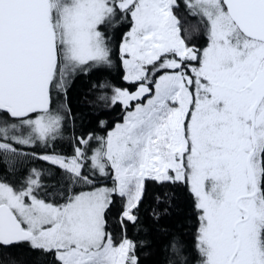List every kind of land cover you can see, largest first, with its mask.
Segmentation results:
<instances>
[{
  "label": "snow or ice",
  "instance_id": "6c2138e0",
  "mask_svg": "<svg viewBox=\"0 0 264 264\" xmlns=\"http://www.w3.org/2000/svg\"><path fill=\"white\" fill-rule=\"evenodd\" d=\"M78 78L106 135L76 132ZM149 182L194 222L158 264H264V0H0V264H145Z\"/></svg>",
  "mask_w": 264,
  "mask_h": 264
},
{
  "label": "trees",
  "instance_id": "16d2710c",
  "mask_svg": "<svg viewBox=\"0 0 264 264\" xmlns=\"http://www.w3.org/2000/svg\"><path fill=\"white\" fill-rule=\"evenodd\" d=\"M193 39L199 46L206 40V37L202 34H196L193 36ZM111 75L114 83H116L117 85H125V82L120 79V70H114ZM87 85L88 82L86 79L78 78L72 84L69 91V99L72 101L74 107L79 108L81 114L82 122L77 121L76 132L80 133L91 131L96 135H106L108 129L114 126L117 120L121 119V110L119 108H116L115 110L105 109L103 114L99 115L98 117L96 113H93L87 107V100L85 99V95L87 93ZM98 118L105 121L104 127H100V125L98 124ZM66 137L67 138L58 140L56 142L55 149L62 154L71 155V131L66 134ZM37 166L47 167V165H42V163H38ZM44 180L46 182H49L47 175L44 176ZM107 184L110 186V179L107 181ZM84 190L87 191L89 189ZM166 191H168L169 193H174L172 208L170 209L171 215L162 216L159 225H157L152 222L149 213L145 211V208H150V206L153 204V200L156 194H160L161 196H163ZM118 206L119 205L117 204V206L113 208V213L117 211ZM141 214L144 224L147 225L149 229L145 238L151 241L150 251L152 252V254L147 256L146 258L142 257L145 260V264H158V261L161 259L159 255V243L162 239V233L157 231L158 227L161 226L179 230L183 234L185 243L188 245L191 255H196V251L194 248V222L191 218L192 209L190 206V197L182 187H177L174 189H164L159 185L149 182L145 202L141 209ZM110 227L115 234L116 227L115 225L111 224V218ZM129 235L135 234L130 230ZM141 235L144 234L142 233ZM39 264H46V261H40ZM192 264H196L195 259L192 261Z\"/></svg>",
  "mask_w": 264,
  "mask_h": 264
},
{
  "label": "rangeland",
  "instance_id": "374dc122",
  "mask_svg": "<svg viewBox=\"0 0 264 264\" xmlns=\"http://www.w3.org/2000/svg\"><path fill=\"white\" fill-rule=\"evenodd\" d=\"M123 82H124V81H123ZM96 143H97L96 141H93V145H94V146L96 145Z\"/></svg>",
  "mask_w": 264,
  "mask_h": 264
}]
</instances>
